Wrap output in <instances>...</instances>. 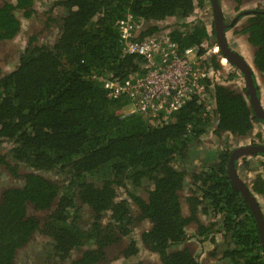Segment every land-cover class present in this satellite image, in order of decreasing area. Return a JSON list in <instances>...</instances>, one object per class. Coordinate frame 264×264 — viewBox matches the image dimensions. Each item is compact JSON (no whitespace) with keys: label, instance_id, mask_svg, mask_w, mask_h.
Listing matches in <instances>:
<instances>
[{"label":"trees","instance_id":"trees-1","mask_svg":"<svg viewBox=\"0 0 264 264\" xmlns=\"http://www.w3.org/2000/svg\"><path fill=\"white\" fill-rule=\"evenodd\" d=\"M42 3L15 0L0 7L1 46L23 31L19 12L36 20L26 27L14 65L0 76V169L16 181L0 188V264H27L20 254L35 239L48 245L41 264H108L107 249L146 218L153 225L141 238L157 253L155 264H264L255 219L230 182L229 150L206 167L178 164L212 126L203 97L194 95L160 120L126 113L130 101L110 96L102 85L139 71L141 58L123 50L120 18L132 14L138 28L150 23L138 40L172 25L167 33L179 49L197 44L206 50L215 42L212 17L199 12L207 0H53L40 9ZM237 32L247 34L264 82V13L252 14ZM204 63L224 76L214 54ZM236 74L231 68L226 77ZM212 88L213 132L248 133L245 89L218 82ZM185 177L193 186L201 182L199 198L194 189L181 195ZM208 215L215 219L203 224L200 217ZM188 226L196 242L221 236L220 257L214 247L202 263L180 247ZM121 251L129 256L138 247L130 240Z\"/></svg>","mask_w":264,"mask_h":264},{"label":"flooded vegetation","instance_id":"flooded-vegetation-1","mask_svg":"<svg viewBox=\"0 0 264 264\" xmlns=\"http://www.w3.org/2000/svg\"><path fill=\"white\" fill-rule=\"evenodd\" d=\"M14 3L15 0H0V7L4 5V3ZM53 2V0H52ZM218 3L220 5V11L223 22L227 25L224 28L223 36L227 41L228 46L234 50L247 64L248 69L251 70L252 78L254 87L256 89V93L258 96V99L260 100V106L262 110L264 111V82L261 78L260 72L256 69L254 63H253V47L248 43V36L247 34L237 32L236 30H239L242 27H245L247 24V19L254 13L261 12L264 13V0H218ZM50 4L49 6H51ZM207 5L210 11V16L212 17V23L215 30L214 25V18H213V12H212V5L210 0H207ZM19 19H21L24 22V18L22 14L18 15ZM24 25V23H23ZM235 32V33H234ZM23 33L22 30L17 34V36L13 37L12 40H15L18 36H20ZM215 42L212 44L213 46H217L216 44V31H215ZM25 37V36H24ZM44 39L48 40L47 37H44ZM11 40V39H10ZM25 40L21 39L19 40L20 46L22 43L26 42ZM49 40L48 42H50ZM24 45V44H23ZM211 49L202 50L201 52L203 54V57L206 55L214 54L217 57L218 62L220 63L221 67L223 68V75L220 76V74L217 73V71H214L209 74L207 73V77L205 80L204 88L201 94H198L199 96L203 97V100L205 102L210 101L208 105V111L211 115V124L208 131L201 137V139L197 140V142L194 144L192 148H198V149H204V151L200 152L198 155L195 156L194 165H192L191 168H197L198 166L202 165L203 167H206L208 164H213L217 162L218 154L222 150L228 149L230 152L229 158L232 154V152L238 148L249 146V145H259L264 146V120L256 113L254 110L253 103L251 102V98L247 93V89L245 86V78L242 72H240L237 67L233 64H231L228 59L224 56L222 52L218 49V53H214ZM218 47V46H217ZM22 48V46L20 47ZM19 49V48H18ZM17 49V50H18ZM15 59V58H14ZM13 59V60H14ZM2 64L3 61H0ZM14 65V61L11 62V67ZM9 68V67H8ZM213 68V67H212ZM235 70L236 76L233 78L226 77L228 76V73L230 69ZM1 70V68H0ZM5 72V70H4ZM1 76V75H0ZM218 82L220 84H226L228 86H231L233 89L241 91L245 89V92L247 94V98L250 100L251 103V129L248 133L241 136H235L231 134H223L221 136L216 135V133L213 132L214 124H215V117L213 114V107H214V99H213V88L212 84ZM205 137V138H204ZM210 146H208V144ZM199 144V145H197ZM192 153V152H191ZM248 153V154H247ZM245 154L239 155L238 158L234 161L237 174L239 178L244 182L245 186L247 187L250 194L255 198L256 202L261 208L263 217H264V204L262 203L264 201V193H258L256 191V187L261 189V185L264 183V153L263 152H247ZM193 157V153L186 158V160ZM194 158V157H193ZM229 158L227 161V165H229ZM211 159V161H210ZM184 162V160H182ZM180 162V163H182ZM181 166V164H179ZM183 166V165H182ZM229 167V166H228ZM198 170V169H197ZM49 174L51 172H48ZM229 173V171H228ZM7 177L9 176L6 173ZM10 177V176H9ZM11 178V177H10ZM13 179V178H11ZM15 181V179H13ZM263 182L260 184V182ZM231 182V181H230ZM194 183L193 178L191 177H185L184 181V187L183 191L181 192V195H187V193L190 191V189H194L195 196L199 198V195H201L199 191V185H201V182L196 181L194 186L190 185ZM16 184L13 183V185ZM232 184V183H231ZM13 185H10L9 187H12ZM233 186V185H232ZM4 187V186H2ZM6 187V186H5ZM187 188V191L184 193V188ZM234 188V186H233ZM235 189V188H234ZM236 190V189H235ZM237 191V190H236ZM262 191V189H261ZM239 192V195L243 201L247 203V201L242 196L241 192ZM200 193V194H199ZM248 205V203H247ZM249 207V205H248ZM250 209V208H249ZM135 210V209H134ZM251 211V210H250ZM252 213V212H251ZM253 215V214H252ZM200 216V215H199ZM254 217V216H253ZM212 219H215L212 215L208 216H201L200 220L203 224L209 225L210 221ZM216 222V221H215ZM256 223V222H255ZM153 225V222L146 218L140 221L135 228L132 229L129 235L126 237H123L120 240L119 245L111 246L107 249V260L110 264H117L118 258L120 259V264H138L139 262H143L145 264H155L154 260L157 256V253L150 251L146 244L142 241L141 234L144 231L150 230ZM193 227H197L196 224L192 222ZM219 228V227H218ZM217 228V229H218ZM215 229L214 232L217 230ZM187 232L190 233L188 239L189 240H195L194 235L192 233V229L188 226L186 227ZM218 232V231H217ZM258 232V229H257ZM192 233V237H191ZM219 233V232H218ZM212 236V235H211ZM214 237V235H213ZM214 239V238H213ZM130 240H134L136 243V246L138 247V252L136 254H132L129 256H126L123 254L121 249L123 247H127L130 243ZM88 247H94V245H88ZM73 252H71V257H75V254L73 255ZM115 252V254H113ZM219 253V252H216ZM216 257H220V254H215Z\"/></svg>","mask_w":264,"mask_h":264},{"label":"built area","instance_id":"built-area-1","mask_svg":"<svg viewBox=\"0 0 264 264\" xmlns=\"http://www.w3.org/2000/svg\"><path fill=\"white\" fill-rule=\"evenodd\" d=\"M144 24L138 28L132 14L117 21L124 52L141 58L139 71L122 80L106 79L102 85L110 96L130 101L126 113L138 112L146 118L157 116L165 120L172 111L202 93L207 73H212L213 68L205 65L199 45L179 49L167 32L138 40ZM212 51L218 53V47L213 46Z\"/></svg>","mask_w":264,"mask_h":264},{"label":"rangeland","instance_id":"rangeland-1","mask_svg":"<svg viewBox=\"0 0 264 264\" xmlns=\"http://www.w3.org/2000/svg\"><path fill=\"white\" fill-rule=\"evenodd\" d=\"M50 4H53L52 0H43V3L42 4H38V6L41 8H44L47 9V7H49ZM52 6V5H51ZM45 9L41 10V11H44ZM198 10V9H197ZM202 10V9H201ZM53 12H55V10H53ZM200 14H201V17H207V21H209V15H210V11H209V8L208 6H206V10L204 11H200ZM194 17L191 16L189 19H193ZM35 21H32V20H27L26 18H24V25H23V33L18 36L15 40H11V41H8V42H4V45L1 46L0 44V61H3V63L1 64L0 63V75H3L4 74V70L6 71L8 69V67L11 66V62H13L14 60V55L18 52L17 49L20 47V43H19V40L23 39L25 40V37H24V34L26 33V27L29 28V27H32V24H34ZM170 23V22H169ZM168 22H164L163 24L164 25H169ZM144 27V25L141 27V29ZM147 27V25H146ZM172 29V25H170L169 27H166V29H162L161 32H168V30H171ZM45 37H47V39H52V34L50 36H48L47 34L45 35ZM212 45H208V48L207 49H211ZM208 105L210 103V101H207ZM161 122V121H160ZM157 124V123H156ZM205 138V137H204ZM208 144V143H207ZM199 145V144H197ZM208 146H210L208 144ZM204 151V149H198L197 147L195 148L194 151H192L193 153V157L189 158V160H184V162L182 163H178V164H181V166H185V167H189L191 168L192 165H194V160H195V156L198 155L200 152ZM211 161V159H210ZM50 176H52V173L50 174ZM16 181H14L13 179H11L9 176L7 177L5 171L1 170L0 169V188L2 186H10V185H13V183H15ZM187 191V188L185 187L184 188V193ZM264 204V201L262 202ZM264 206V205H263ZM217 235V233H216ZM214 236V240H213V243H210V240H209V243L205 242V243H202V242H197L196 243V240H192V241H189V239H186L185 241H183L181 244H180V247H186V248H189V250L193 253V254H196L197 258L199 259V261H202V263H205L206 261L209 260L208 257H210L211 255L208 253L213 247L214 245L215 246V252H219L220 251V248L222 246V244H220V240H222V237L217 235V236ZM43 240V239H41ZM44 241V240H43ZM46 242H48L47 240H45ZM198 241V240H197ZM212 242V241H211ZM212 245V246H211ZM46 246H48L47 244H43L42 247H40L39 245V239H35L34 241L31 242V244L26 248L25 252H23L22 254H20V257L21 259H27V260H22V262L24 263H27V264H41V260H42V257L47 253L46 252ZM192 247L195 248V246H199L198 249H196L195 251L192 250ZM38 254H40L38 256ZM113 254H115V252H113ZM219 254V253H218ZM216 256V255H215ZM209 262H212V263H215L216 262V258H213L211 257L210 258V261ZM110 264V263H108ZM117 264H120V259L118 258L117 260Z\"/></svg>","mask_w":264,"mask_h":264},{"label":"water","instance_id":"water-1","mask_svg":"<svg viewBox=\"0 0 264 264\" xmlns=\"http://www.w3.org/2000/svg\"><path fill=\"white\" fill-rule=\"evenodd\" d=\"M212 5V12L214 18V25L216 31V44L220 52L224 54V56L228 59V61L235 65L237 69L243 73L244 78L246 80L245 86L247 89V93L251 98V102L253 103L254 110L256 113L264 120V111L260 106V100L258 99L256 89L254 87L253 78L251 74V70L248 69L246 62L234 51L232 50L228 44L226 39L223 36L224 28L227 26L221 16L220 5L218 0H210ZM150 23L146 22L142 30L146 28ZM156 34V33H155ZM247 152H263L264 153V146L259 145H249L238 148L234 150L229 158V167H228V175L230 181L234 188L237 191H240L244 199L247 201L249 208L254 216L256 226L258 229V236L262 245V249L264 252V217L261 211L260 206L256 202L255 198L250 194L247 187L245 186L244 182L239 178L235 163L234 161L238 158L239 155L245 154ZM248 154V153H247Z\"/></svg>","mask_w":264,"mask_h":264},{"label":"crops","instance_id":"crops-1","mask_svg":"<svg viewBox=\"0 0 264 264\" xmlns=\"http://www.w3.org/2000/svg\"><path fill=\"white\" fill-rule=\"evenodd\" d=\"M188 233H189V232H188ZM188 237H189V235H188ZM209 240H210V239H207V240L203 241L202 243H205V242H206V243H207V242L209 243ZM189 241H192V240H189ZM196 243H197V242H196ZM210 243H211V241H210ZM212 243H213V241H212ZM211 246H212V245H211ZM214 247H215V245H214L213 247H211V248L213 249ZM191 248L195 251L196 249H198V246H195V248L191 246ZM212 249H211L210 251H212Z\"/></svg>","mask_w":264,"mask_h":264},{"label":"clouds","instance_id":"clouds-1","mask_svg":"<svg viewBox=\"0 0 264 264\" xmlns=\"http://www.w3.org/2000/svg\"><path fill=\"white\" fill-rule=\"evenodd\" d=\"M193 250V249H192Z\"/></svg>","mask_w":264,"mask_h":264}]
</instances>
